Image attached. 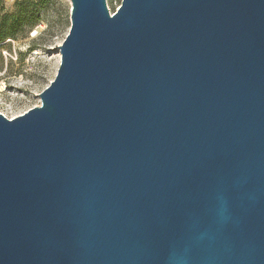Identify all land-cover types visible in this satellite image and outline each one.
Returning a JSON list of instances; mask_svg holds the SVG:
<instances>
[{
	"label": "water",
	"instance_id": "95a60500",
	"mask_svg": "<svg viewBox=\"0 0 264 264\" xmlns=\"http://www.w3.org/2000/svg\"><path fill=\"white\" fill-rule=\"evenodd\" d=\"M68 1L0 113V264H264V0Z\"/></svg>",
	"mask_w": 264,
	"mask_h": 264
},
{
	"label": "rangeland",
	"instance_id": "374dc122",
	"mask_svg": "<svg viewBox=\"0 0 264 264\" xmlns=\"http://www.w3.org/2000/svg\"><path fill=\"white\" fill-rule=\"evenodd\" d=\"M122 0H106L110 14ZM70 27L68 0H0V113L8 119L38 106L54 79Z\"/></svg>",
	"mask_w": 264,
	"mask_h": 264
}]
</instances>
